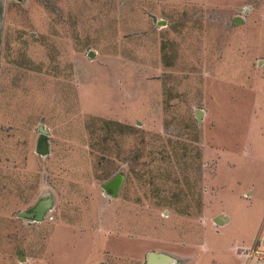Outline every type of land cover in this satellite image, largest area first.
Wrapping results in <instances>:
<instances>
[{"label": "rangeland", "instance_id": "1", "mask_svg": "<svg viewBox=\"0 0 264 264\" xmlns=\"http://www.w3.org/2000/svg\"><path fill=\"white\" fill-rule=\"evenodd\" d=\"M0 84V264L264 261V0H7Z\"/></svg>", "mask_w": 264, "mask_h": 264}, {"label": "water", "instance_id": "2", "mask_svg": "<svg viewBox=\"0 0 264 264\" xmlns=\"http://www.w3.org/2000/svg\"><path fill=\"white\" fill-rule=\"evenodd\" d=\"M235 23H240V19L239 18H235ZM197 117H200V112L197 111L196 113ZM40 131L41 133H46V131H44V129H42V127H40ZM47 147L46 144L43 142L41 144L40 149L37 151L38 154L40 155H45L47 154ZM105 189L109 190L113 195L116 194V182H110L108 183L106 186H104ZM48 208V204L47 203H42L39 204L36 209L31 212V213H19V217L21 218H25V219H29L31 221H40L42 219L43 213L45 211V209ZM164 263V259L158 255V254H154L151 253L148 255L147 257V264H163Z\"/></svg>", "mask_w": 264, "mask_h": 264}, {"label": "crops", "instance_id": "3", "mask_svg": "<svg viewBox=\"0 0 264 264\" xmlns=\"http://www.w3.org/2000/svg\"><path fill=\"white\" fill-rule=\"evenodd\" d=\"M7 5V0H0V78H1V72H2V41H3V37H4V11H5V7ZM235 20V19H234ZM1 85V84H0ZM0 101H1V89H0ZM19 214V213H18ZM19 216V215H18ZM25 219V218H24ZM29 220V219H28ZM223 225V224H222ZM264 233V232H263ZM241 240L239 239H236L234 240L233 244L230 245V248L229 250L233 251V252H236L240 249H242V253L241 255L243 256L244 255V250H248L249 248H246L248 247L247 244H239ZM256 241V240H254ZM263 241V246H264V240ZM262 241H256L254 244L255 245V251H257L259 254L256 255V256H259L260 254L264 256V247H261L260 249V246L259 244L262 242ZM262 244V243H261ZM244 248V249H243ZM236 250V251H235ZM229 253V251H228ZM233 254V253H232ZM246 257V256H245ZM264 259V258H263ZM241 261V260H240ZM242 262V261H241ZM257 262V263H256ZM256 262H252L251 263H256V264H264L263 260H261L260 262L259 261H256ZM232 263V262H231ZM225 264H230V262H227Z\"/></svg>", "mask_w": 264, "mask_h": 264}, {"label": "built area", "instance_id": "4", "mask_svg": "<svg viewBox=\"0 0 264 264\" xmlns=\"http://www.w3.org/2000/svg\"><path fill=\"white\" fill-rule=\"evenodd\" d=\"M259 253L257 252V251H255V250H251V252H249L248 253V255H249V257H251L252 255H254V256H256V255H258ZM260 256V257H259ZM258 257L260 258V259H263L264 258V256L263 255H259Z\"/></svg>", "mask_w": 264, "mask_h": 264}]
</instances>
